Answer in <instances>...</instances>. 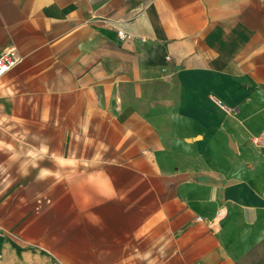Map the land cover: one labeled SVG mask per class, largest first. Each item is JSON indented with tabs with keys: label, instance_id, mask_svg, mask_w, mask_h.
Listing matches in <instances>:
<instances>
[{
	"label": "crops",
	"instance_id": "0c3cea01",
	"mask_svg": "<svg viewBox=\"0 0 264 264\" xmlns=\"http://www.w3.org/2000/svg\"><path fill=\"white\" fill-rule=\"evenodd\" d=\"M8 49L0 264L29 240L61 253L46 152L84 184L86 263L242 264L264 244V0H0Z\"/></svg>",
	"mask_w": 264,
	"mask_h": 264
},
{
	"label": "rangeland",
	"instance_id": "374dc122",
	"mask_svg": "<svg viewBox=\"0 0 264 264\" xmlns=\"http://www.w3.org/2000/svg\"><path fill=\"white\" fill-rule=\"evenodd\" d=\"M48 154L47 152L45 153V155L49 156ZM28 155L30 160L35 162L36 153L29 152ZM47 156H45L47 171L44 185V204H41V206L38 203L40 196L34 195L33 200H7L4 202V207L10 210L13 208L25 209L26 207H31L34 211H37L36 207L39 205L41 206L39 210L44 207L46 210V238L49 241H53V235L55 234L56 239H61V253L58 255L45 251L44 256H39L38 258L36 241L29 240L25 245L26 247L23 248V250H27V253H19L17 260L21 264H91L85 262L86 249L84 248L85 242L83 240L84 223L81 221L82 216L77 214L85 207V194H80L78 190V188L84 189V184L67 182L68 178L66 175L69 174L68 168L63 169L60 175L61 178L58 175L54 177L52 172L53 165L52 162H48ZM58 179H61L60 183H58ZM34 188H36V185H34ZM242 264H264V244L257 251L250 254Z\"/></svg>",
	"mask_w": 264,
	"mask_h": 264
},
{
	"label": "built area",
	"instance_id": "2783aa9c",
	"mask_svg": "<svg viewBox=\"0 0 264 264\" xmlns=\"http://www.w3.org/2000/svg\"><path fill=\"white\" fill-rule=\"evenodd\" d=\"M117 36L120 39H127L129 35H126L122 30L117 31ZM20 59L16 56L13 49H8L0 55V78L7 73L16 63H19ZM200 220V218H198Z\"/></svg>",
	"mask_w": 264,
	"mask_h": 264
}]
</instances>
